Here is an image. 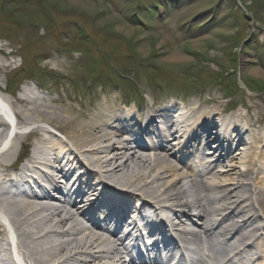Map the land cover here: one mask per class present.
Listing matches in <instances>:
<instances>
[{
	"label": "bare ground",
	"instance_id": "bare-ground-1",
	"mask_svg": "<svg viewBox=\"0 0 264 264\" xmlns=\"http://www.w3.org/2000/svg\"><path fill=\"white\" fill-rule=\"evenodd\" d=\"M14 55L0 46V93L17 122L9 139L0 115V149L10 140L0 152V264H17L12 238L24 264H170L173 252L182 264H264V116L250 117L261 105L247 107L248 116L225 115L219 98L190 102L177 126L173 105L161 99L139 108L108 94L84 102L46 99L38 85L11 91L1 77ZM185 59L175 53L168 61ZM57 194L72 206H60ZM143 229L157 240H141L154 250L139 255V245L134 260L128 243L143 239ZM170 231L184 235L185 256L166 239Z\"/></svg>",
	"mask_w": 264,
	"mask_h": 264
},
{
	"label": "rangeland",
	"instance_id": "rangeland-1",
	"mask_svg": "<svg viewBox=\"0 0 264 264\" xmlns=\"http://www.w3.org/2000/svg\"><path fill=\"white\" fill-rule=\"evenodd\" d=\"M0 46L15 54L1 77L14 92L139 108L219 98L264 116V0H0Z\"/></svg>",
	"mask_w": 264,
	"mask_h": 264
}]
</instances>
